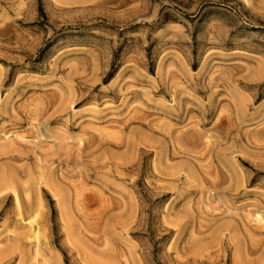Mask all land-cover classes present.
<instances>
[{
    "label": "rangeland",
    "instance_id": "374dc122",
    "mask_svg": "<svg viewBox=\"0 0 264 264\" xmlns=\"http://www.w3.org/2000/svg\"><path fill=\"white\" fill-rule=\"evenodd\" d=\"M0 264H264V0H0Z\"/></svg>",
    "mask_w": 264,
    "mask_h": 264
}]
</instances>
